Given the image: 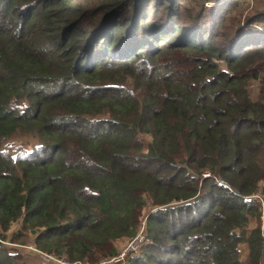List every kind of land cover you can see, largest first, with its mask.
I'll use <instances>...</instances> for the list:
<instances>
[{
    "label": "trees",
    "instance_id": "trees-1",
    "mask_svg": "<svg viewBox=\"0 0 264 264\" xmlns=\"http://www.w3.org/2000/svg\"><path fill=\"white\" fill-rule=\"evenodd\" d=\"M242 4L0 0V264H98L141 231L128 264H264V11Z\"/></svg>",
    "mask_w": 264,
    "mask_h": 264
},
{
    "label": "rangeland",
    "instance_id": "rangeland-1",
    "mask_svg": "<svg viewBox=\"0 0 264 264\" xmlns=\"http://www.w3.org/2000/svg\"><path fill=\"white\" fill-rule=\"evenodd\" d=\"M257 9L264 11V0H243V4L239 8V11L234 13L233 16L242 17L244 19L245 16L247 15V12H249V11H251V12L258 11ZM242 13H243V16H240V14H242ZM21 140L22 141H15V142H16L17 145H22L24 148H28L29 145H33L34 146V144H36V141L34 139H31V138L30 139L24 138V139H21ZM16 147L17 146L13 142H10L7 145V148L9 150H6V151H9V153L14 154V151H15ZM209 176L210 175H206L205 177H209ZM254 198H257L261 202L262 207L264 208V197H262V195L260 194V195L255 196ZM262 210H263V213H262L261 219L259 221L255 220V219L250 220L249 229L250 230L255 229L260 223L261 224L262 234L264 235V209H262ZM141 234H143L142 231L138 233L137 237H140ZM135 239H133V240H135ZM131 241H129L126 246L124 244L125 243L124 241H123V243H119V244L116 245L118 251H120L122 249L120 251V254H123L124 250L129 246ZM120 242H122V241H120ZM7 246L9 247L11 245L7 244ZM15 246L16 247H20L19 244L15 245ZM26 247L35 250L32 247V245H28ZM123 247H124V249H123ZM10 248H14V245L12 247H10ZM240 251L242 253L243 260H245L246 257L249 254V246L245 245V246L241 247ZM36 254L40 255L43 258V260H44V263H39V264H50L51 262L54 263V264H68V263L62 262L60 260H57L55 258L49 257L46 254H44V255L40 254V253H36ZM126 256H128V254H126L125 257L123 258V261H122L123 264H128ZM116 259H118V258H113V259H110L108 261L102 260L98 264H105L106 262H111V264H116L118 261H120V260H116ZM114 260H116V261H114ZM76 264H81V263H76Z\"/></svg>",
    "mask_w": 264,
    "mask_h": 264
},
{
    "label": "built area",
    "instance_id": "built-area-1",
    "mask_svg": "<svg viewBox=\"0 0 264 264\" xmlns=\"http://www.w3.org/2000/svg\"><path fill=\"white\" fill-rule=\"evenodd\" d=\"M143 240H144V235L141 234L140 237H137L135 240L131 241L129 246L124 250L122 256L116 260H122L125 257V255L128 254L129 252L131 251L134 252L135 250H137L140 247V244L142 243ZM105 264H111V262H106Z\"/></svg>",
    "mask_w": 264,
    "mask_h": 264
}]
</instances>
